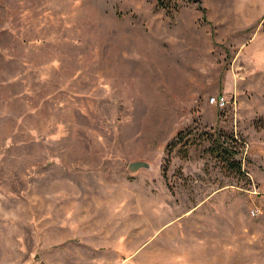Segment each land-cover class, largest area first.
<instances>
[{
	"label": "rangeland",
	"instance_id": "374dc122",
	"mask_svg": "<svg viewBox=\"0 0 264 264\" xmlns=\"http://www.w3.org/2000/svg\"><path fill=\"white\" fill-rule=\"evenodd\" d=\"M61 3L0 13V264H264V0Z\"/></svg>",
	"mask_w": 264,
	"mask_h": 264
},
{
	"label": "crops",
	"instance_id": "0c3cea01",
	"mask_svg": "<svg viewBox=\"0 0 264 264\" xmlns=\"http://www.w3.org/2000/svg\"><path fill=\"white\" fill-rule=\"evenodd\" d=\"M64 0H0V13L2 17L8 19L23 20L24 31L27 27H32V22L28 20H34L38 18L51 17L53 15L56 3H61ZM62 4V3H61ZM45 13L48 15L45 16Z\"/></svg>",
	"mask_w": 264,
	"mask_h": 264
},
{
	"label": "trees",
	"instance_id": "16d2710c",
	"mask_svg": "<svg viewBox=\"0 0 264 264\" xmlns=\"http://www.w3.org/2000/svg\"><path fill=\"white\" fill-rule=\"evenodd\" d=\"M168 1L170 2L171 0H157V8L162 9L166 12L167 16H170L176 11V6H170ZM207 139L209 140L208 152L228 171H236L240 173L241 163L236 160L238 153L235 148L230 147L227 144L226 139L219 134L209 135ZM186 147L187 144H184L182 151H187Z\"/></svg>",
	"mask_w": 264,
	"mask_h": 264
},
{
	"label": "built area",
	"instance_id": "2783aa9c",
	"mask_svg": "<svg viewBox=\"0 0 264 264\" xmlns=\"http://www.w3.org/2000/svg\"><path fill=\"white\" fill-rule=\"evenodd\" d=\"M208 104L222 109L228 104V101L223 95H216L209 98Z\"/></svg>",
	"mask_w": 264,
	"mask_h": 264
},
{
	"label": "water",
	"instance_id": "95a60500",
	"mask_svg": "<svg viewBox=\"0 0 264 264\" xmlns=\"http://www.w3.org/2000/svg\"><path fill=\"white\" fill-rule=\"evenodd\" d=\"M127 169L129 172L133 173L139 169H149V165L145 162H131L128 164Z\"/></svg>",
	"mask_w": 264,
	"mask_h": 264
}]
</instances>
